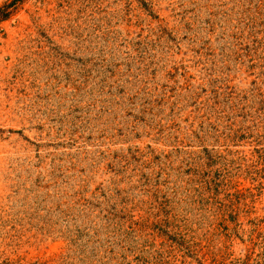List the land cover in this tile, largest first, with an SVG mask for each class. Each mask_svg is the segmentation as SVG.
Masks as SVG:
<instances>
[{"label": "rangeland", "instance_id": "374dc122", "mask_svg": "<svg viewBox=\"0 0 264 264\" xmlns=\"http://www.w3.org/2000/svg\"><path fill=\"white\" fill-rule=\"evenodd\" d=\"M0 264H264V0H0Z\"/></svg>", "mask_w": 264, "mask_h": 264}, {"label": "trees", "instance_id": "16d2710c", "mask_svg": "<svg viewBox=\"0 0 264 264\" xmlns=\"http://www.w3.org/2000/svg\"><path fill=\"white\" fill-rule=\"evenodd\" d=\"M7 14H2L1 19H4Z\"/></svg>", "mask_w": 264, "mask_h": 264}]
</instances>
